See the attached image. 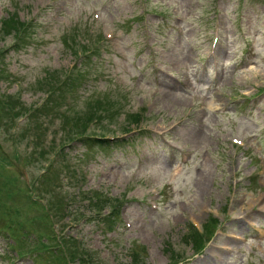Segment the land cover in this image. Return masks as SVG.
Segmentation results:
<instances>
[{"label":"rangeland","instance_id":"374dc122","mask_svg":"<svg viewBox=\"0 0 264 264\" xmlns=\"http://www.w3.org/2000/svg\"><path fill=\"white\" fill-rule=\"evenodd\" d=\"M242 1L0 0V30L2 20L16 12L38 23L33 40L20 51L10 47L12 36L0 34V45L7 48L0 94L20 96V115L29 105L47 106L53 80L65 78L76 62L75 47L64 35H76L79 29L80 45L97 38L89 28L96 36L100 31L113 35L109 42L103 38L96 75L82 82L79 91L71 90L75 116L39 119L42 134H33L32 141L41 139L47 161L29 160L32 122L27 117L0 125V158L12 161L0 186L4 188L5 173L11 176L12 190L40 186L46 166L60 169L64 164L70 170H59L58 194L73 215L93 213L86 197L95 193L117 199L125 214L114 231L105 234L94 222L75 225L68 218L59 228L85 236L104 264H129L126 255L133 240L147 247V264H168L167 248L172 246L184 256L177 264H264V232L259 230L264 227V97L253 98L264 90V0L240 5ZM161 9L169 13L167 20L155 14ZM213 28L222 35L214 46ZM248 37L257 44L258 55L253 52L256 62L246 66L239 60ZM211 49L216 56L209 55ZM212 59L219 61L216 67ZM92 101H105L109 109L94 114ZM73 105L54 108L72 110ZM142 111L143 132H138L131 120ZM97 115L104 123H95L88 134L100 138V129L107 126V137L120 143L109 152L87 151L69 140ZM4 126L22 135L26 126L30 130L25 139H10ZM123 128L134 131L127 141L121 138ZM235 135L245 137L243 147L234 143ZM60 150L62 157L55 154ZM14 196L12 206L25 212L26 199L16 198L18 192ZM211 215L219 217L221 228L197 252L185 242L189 225L208 224ZM11 245V240L0 239V264L19 259ZM6 253L13 262L2 260ZM27 256L18 263L38 264Z\"/></svg>","mask_w":264,"mask_h":264},{"label":"trees","instance_id":"16d2710c","mask_svg":"<svg viewBox=\"0 0 264 264\" xmlns=\"http://www.w3.org/2000/svg\"><path fill=\"white\" fill-rule=\"evenodd\" d=\"M18 26H19V21L15 17H11L10 19L5 20L3 22V30L5 32H9L10 29H13L14 31H16L18 29ZM18 107H19L18 101H14L12 98H10L9 101H8V106L6 108V113L7 114H11V115L13 114L15 116L20 115L21 114V110H17ZM100 108L101 107H100L98 101H96L92 105L93 111L99 110ZM15 110L17 112H14ZM139 120H140L139 115L134 117V121H136L137 123L139 122ZM83 142L85 143V145L88 148H93L96 145H102V142L100 140L94 139V138H86V139H84ZM99 203L102 204V201L101 202H97L95 205L99 206ZM187 239H191L193 241H199V240H201V236L198 235V233L195 230L191 229L190 232L188 233ZM140 261H141V259H140V250H134V252H133V263L134 264H139Z\"/></svg>","mask_w":264,"mask_h":264},{"label":"bare ground","instance_id":"6f19581e","mask_svg":"<svg viewBox=\"0 0 264 264\" xmlns=\"http://www.w3.org/2000/svg\"><path fill=\"white\" fill-rule=\"evenodd\" d=\"M253 211H260V208H259V209H257V210H253Z\"/></svg>","mask_w":264,"mask_h":264}]
</instances>
